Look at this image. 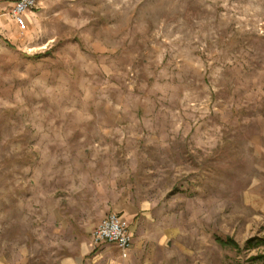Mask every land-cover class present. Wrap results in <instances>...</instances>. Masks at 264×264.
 <instances>
[{"label":"rangeland","instance_id":"374dc122","mask_svg":"<svg viewBox=\"0 0 264 264\" xmlns=\"http://www.w3.org/2000/svg\"><path fill=\"white\" fill-rule=\"evenodd\" d=\"M12 2L0 264H264V0H41L23 32Z\"/></svg>","mask_w":264,"mask_h":264},{"label":"built area","instance_id":"2783aa9c","mask_svg":"<svg viewBox=\"0 0 264 264\" xmlns=\"http://www.w3.org/2000/svg\"><path fill=\"white\" fill-rule=\"evenodd\" d=\"M40 3L41 0H13L9 15L21 32L28 26V13L36 10ZM93 238L97 243L116 244L123 257L130 255L133 245L132 235L126 220L117 212H112L100 221L93 232Z\"/></svg>","mask_w":264,"mask_h":264},{"label":"trees","instance_id":"16d2710c","mask_svg":"<svg viewBox=\"0 0 264 264\" xmlns=\"http://www.w3.org/2000/svg\"><path fill=\"white\" fill-rule=\"evenodd\" d=\"M217 241L223 246L232 245L235 247H239V244L232 237H228L226 239H223L221 237H217ZM263 242H264L263 239L254 238V239H250L247 244L249 247L252 248V247H256V246L260 245ZM252 260H259V261L264 262V254L256 255V256L252 257Z\"/></svg>","mask_w":264,"mask_h":264},{"label":"crops","instance_id":"0c3cea01","mask_svg":"<svg viewBox=\"0 0 264 264\" xmlns=\"http://www.w3.org/2000/svg\"><path fill=\"white\" fill-rule=\"evenodd\" d=\"M123 216V215H122ZM123 218L125 219V217L123 216ZM126 220V219H125Z\"/></svg>","mask_w":264,"mask_h":264}]
</instances>
